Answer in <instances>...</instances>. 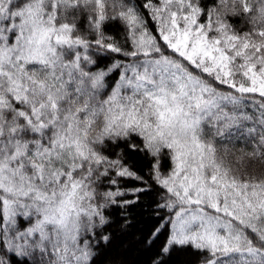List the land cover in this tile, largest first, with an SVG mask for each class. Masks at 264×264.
Returning a JSON list of instances; mask_svg holds the SVG:
<instances>
[{"label": "snow or ice", "instance_id": "6c2138e0", "mask_svg": "<svg viewBox=\"0 0 264 264\" xmlns=\"http://www.w3.org/2000/svg\"><path fill=\"white\" fill-rule=\"evenodd\" d=\"M147 198L151 264H264V0H0V264H97Z\"/></svg>", "mask_w": 264, "mask_h": 264}, {"label": "trees", "instance_id": "16d2710c", "mask_svg": "<svg viewBox=\"0 0 264 264\" xmlns=\"http://www.w3.org/2000/svg\"><path fill=\"white\" fill-rule=\"evenodd\" d=\"M119 27L113 25L110 31L117 32ZM133 162L138 169H144L146 161L140 157H133ZM168 161H162V168H166ZM129 186L135 182H127ZM143 205H153L145 207L135 206L130 216L132 225L130 229L123 234L117 235V238L111 248H108L97 258V264H109L110 261H118L119 264H151L153 257L159 250L160 244L165 239L166 233L160 236V239L151 247H145L143 241L160 223V216L154 215V200L147 198L142 202ZM197 257L189 249H175L168 258V264H196Z\"/></svg>", "mask_w": 264, "mask_h": 264}]
</instances>
